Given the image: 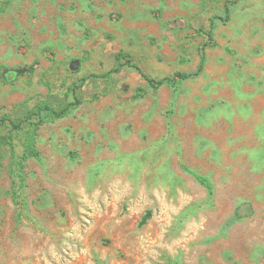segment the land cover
Returning <instances> with one entry per match:
<instances>
[{
    "label": "rangeland",
    "instance_id": "374dc122",
    "mask_svg": "<svg viewBox=\"0 0 264 264\" xmlns=\"http://www.w3.org/2000/svg\"><path fill=\"white\" fill-rule=\"evenodd\" d=\"M76 96L0 127V264H264V0H0V116Z\"/></svg>",
    "mask_w": 264,
    "mask_h": 264
},
{
    "label": "trees",
    "instance_id": "16d2710c",
    "mask_svg": "<svg viewBox=\"0 0 264 264\" xmlns=\"http://www.w3.org/2000/svg\"><path fill=\"white\" fill-rule=\"evenodd\" d=\"M226 12L227 13L230 12L229 6H226ZM206 33L209 37H212V27L210 28V30H206ZM210 45H213V43L208 42V43H205L204 46H210ZM204 46H202L200 48L201 59H200V62H199V65H198V68L196 71H194V72H177L175 77H166V78H162L160 80H155L153 78H149L146 75H144V77L146 79H148L151 86L157 88L158 86L163 85L165 83H170V84L174 83L176 81V78L188 79L190 77L199 75L203 71L204 66H205ZM128 56H131V55L127 54L123 50H121L117 53L116 58H117L118 66L116 67L115 71L118 72L122 69V67L124 65L123 60L126 59ZM126 61H128V60H126ZM84 81H86V78L82 79V84ZM82 84L78 85V87H81ZM78 103H80V99H79V97L76 96V102H71L66 107L61 108V109H56V108H54L48 104H43V105L38 107L39 109H38V112L35 113V116H33V114L27 115L20 122H15L7 114L0 116V127L4 126V125L9 127L10 144H12V140L14 138V135L16 133H18L23 128V123L26 124V126H27V129L25 130L26 131V140H27L26 147H25L26 149H25L23 156H21V158L19 159V164H20V169H21L20 172H22V169L24 167V162L27 158H29L30 156H37V157L39 156V151L36 147L34 135H35V131H36L37 127L43 121V118L41 116V112L47 111L48 114L51 116V118H62L64 116H66L68 114V112L70 111V109L73 106L77 105ZM33 125H34V128H33V130H31V126H33ZM190 172L193 173L195 175V177L208 188L210 194L213 193V184L207 177H205L201 174H198L196 172H193V171H190Z\"/></svg>",
    "mask_w": 264,
    "mask_h": 264
}]
</instances>
